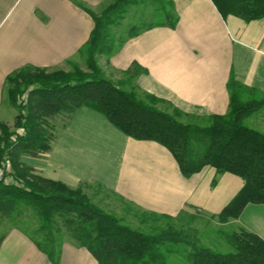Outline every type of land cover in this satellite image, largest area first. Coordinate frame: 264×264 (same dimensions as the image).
<instances>
[{
	"label": "crops",
	"instance_id": "0c3cea01",
	"mask_svg": "<svg viewBox=\"0 0 264 264\" xmlns=\"http://www.w3.org/2000/svg\"><path fill=\"white\" fill-rule=\"evenodd\" d=\"M108 0H0V110L6 77L34 65L55 68L76 56L94 28L93 11ZM179 23L154 26L129 37L109 58L117 72L132 70L144 90L196 115L229 111V80L264 92V18L224 17L212 0H174ZM251 127L264 132V117ZM4 121L0 120L1 124ZM38 173L69 185H103L143 210L179 216H214L244 180L206 165L185 176L171 151L154 140L131 137L101 112L83 106L41 157L24 156ZM233 224L264 238V204L248 203ZM0 264H54L32 239L13 227L0 245ZM59 264H99L72 237Z\"/></svg>",
	"mask_w": 264,
	"mask_h": 264
},
{
	"label": "trees",
	"instance_id": "16d2710c",
	"mask_svg": "<svg viewBox=\"0 0 264 264\" xmlns=\"http://www.w3.org/2000/svg\"><path fill=\"white\" fill-rule=\"evenodd\" d=\"M108 1L100 15L78 2L94 19L91 35L78 52L85 57L88 70L78 64H72L69 70L24 65L6 77L9 100L17 108L18 126L25 134L13 139L7 148L0 146V167L7 162L15 171L12 181L7 180L11 171L6 168L0 178V223L13 219L22 227L19 221L26 213H33L38 220L36 229H19L54 264H59L65 233L86 247L99 264H264V238L245 227L237 226L233 231L220 228V237L233 248L228 252L201 244L198 230L186 231L185 225L176 221L178 216L139 208L142 223H152L151 229L144 231L101 208L81 187L48 178L24 161V156L41 157L52 147L44 120L63 115L68 121L78 109L88 106L103 113L127 135L167 147L185 176L211 165L218 173L242 177V189L214 215L222 227L233 224L248 203L264 204V132L245 123L264 105V92L232 74L229 111L209 115L208 123L198 124L182 121L181 116L193 119L197 115L167 99L148 91L140 95L134 87L125 89L106 76L98 55L111 56L115 52L109 38L111 26L135 0ZM212 1L224 17L233 14L246 20L264 18V0ZM160 2L164 21L145 29L178 25L174 0ZM139 33L136 28L128 38ZM126 72L134 77L131 69ZM25 92L28 98L19 100ZM160 103L173 107V112L159 107ZM1 128L9 137L8 127L1 124ZM20 180L30 183L25 185ZM6 236L7 231L0 232V245Z\"/></svg>",
	"mask_w": 264,
	"mask_h": 264
},
{
	"label": "rangeland",
	"instance_id": "374dc122",
	"mask_svg": "<svg viewBox=\"0 0 264 264\" xmlns=\"http://www.w3.org/2000/svg\"><path fill=\"white\" fill-rule=\"evenodd\" d=\"M165 1L167 4V0ZM110 2L111 1H107L101 4L98 8L94 10V12L98 15L102 14ZM159 21H164L160 0H135L126 8L124 16H122L117 23H114V25L111 26L109 38L111 39L110 43L113 44L115 47V52L122 45V41L128 39V35L134 29L138 28L141 32L149 24H154ZM98 58L107 77L111 78L115 83L122 84L125 89H131L132 87H134L140 95L144 94L143 91L146 90L139 86V84L136 82L137 79H135V77H131L130 73L117 72L110 67L109 55L100 54L98 55ZM72 64H78L80 67L86 70L89 69L85 57H83L79 53L70 60H67L61 65L56 66L54 69L58 68L69 70L73 67ZM7 87L4 90L3 105L0 110V120L4 121L2 124L8 127L11 134L9 137L4 136L2 128H0L1 148H7L13 139H16V137L19 138L20 136H23L25 134L23 128L18 126V111L17 108L10 103ZM20 98L21 99L19 100L27 99V92H25ZM159 107L173 112V107L169 106L167 103H160ZM254 116L259 119L264 117V105L258 107L256 111L253 112V114L245 120V123L249 126L252 125V118H254ZM180 119L184 122L193 121L198 124H206L208 123L209 117L204 115H197L195 118L190 119L186 116H181ZM68 121L66 116L63 115H58L57 117L51 119L48 118L47 120L43 121V125L48 130L47 138L49 140V143H52L60 137L61 131L64 125L68 123ZM11 167L12 166L8 165L7 162H4L0 167V170H5L6 168L11 171L7 175L8 181L14 180L12 173L14 175L15 171ZM20 181L22 184L25 185L30 183V181ZM69 186L73 188L81 187L85 193L92 197L94 202L100 205L101 208L109 212H114L118 216L123 217L125 223L144 231H149L151 229V222L142 223L139 207L130 204L118 194H115L105 188L103 185L101 186L98 183L91 182H80L76 185ZM176 221L179 224H184L186 231H189L188 229L190 228H196L198 230L197 236L200 239L201 244H207L223 252L233 250L230 243L220 237L219 230L220 228H223L227 231H233L237 228L236 224H230L228 226L222 227L218 218L201 214L199 212L194 213L190 211L181 213L176 218ZM15 222L16 221H14L13 219H4L0 223V232L8 231L13 227H16L18 229H22L23 227V229H28L30 232H32L38 226V220L35 215L31 212L26 213L25 217H23V219L19 221L22 227H20V225L18 226ZM71 237L72 236L69 233H65L63 235V239ZM214 241L217 242V244H213Z\"/></svg>",
	"mask_w": 264,
	"mask_h": 264
},
{
	"label": "built area",
	"instance_id": "2783aa9c",
	"mask_svg": "<svg viewBox=\"0 0 264 264\" xmlns=\"http://www.w3.org/2000/svg\"><path fill=\"white\" fill-rule=\"evenodd\" d=\"M1 169H2V168H1ZM3 175H4V170L2 169V170H0V178H2Z\"/></svg>",
	"mask_w": 264,
	"mask_h": 264
}]
</instances>
